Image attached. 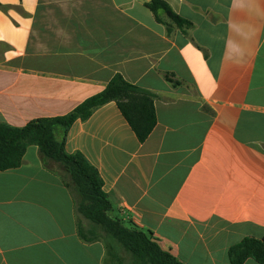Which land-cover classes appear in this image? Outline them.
I'll use <instances>...</instances> for the list:
<instances>
[{
	"label": "crops",
	"instance_id": "1",
	"mask_svg": "<svg viewBox=\"0 0 264 264\" xmlns=\"http://www.w3.org/2000/svg\"><path fill=\"white\" fill-rule=\"evenodd\" d=\"M150 1L0 0V123L68 115L116 74L153 94L144 143L111 102L65 150L97 169L113 218L183 264H230V247L264 239V0H163L186 29ZM56 164L30 146L0 171V264H104Z\"/></svg>",
	"mask_w": 264,
	"mask_h": 264
},
{
	"label": "trees",
	"instance_id": "2",
	"mask_svg": "<svg viewBox=\"0 0 264 264\" xmlns=\"http://www.w3.org/2000/svg\"><path fill=\"white\" fill-rule=\"evenodd\" d=\"M146 7L159 23H165L160 17L164 14L180 29L192 26L163 0H151ZM166 79L174 85L180 84L169 75ZM154 98L153 94L116 74L101 93L87 99L68 115L32 120L21 128L0 123V171L19 168L30 146H37L44 159L66 167L79 197L76 210L95 227L92 231L80 227V237L86 242L104 243V264H183L162 247L151 231L113 218V206L103 190L104 183L97 169L81 153L68 154L65 150L70 127L76 121L88 120L95 110L111 102L117 104L139 142L144 143L157 123ZM118 246L130 256L129 261L121 257ZM248 259L264 264V239L246 237L229 248L230 264H245Z\"/></svg>",
	"mask_w": 264,
	"mask_h": 264
},
{
	"label": "rangeland",
	"instance_id": "3",
	"mask_svg": "<svg viewBox=\"0 0 264 264\" xmlns=\"http://www.w3.org/2000/svg\"><path fill=\"white\" fill-rule=\"evenodd\" d=\"M56 169L58 170V173L62 176V178L64 179V181L66 183H69L71 185V189H72V192L74 193L75 197H76V200H78V196L77 194L75 193V190H74V186L71 182V179H70V174L68 172V169L66 167H64L63 165L61 164H56ZM101 234V232H100ZM103 235V234H102ZM118 252L119 254L121 255V257H123L124 259L128 260L130 259V256L124 251L123 248H121L120 246H118Z\"/></svg>",
	"mask_w": 264,
	"mask_h": 264
}]
</instances>
